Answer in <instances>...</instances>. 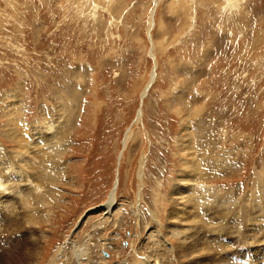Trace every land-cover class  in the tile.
Returning a JSON list of instances; mask_svg holds the SVG:
<instances>
[{"label": "rangeland", "instance_id": "obj_1", "mask_svg": "<svg viewBox=\"0 0 264 264\" xmlns=\"http://www.w3.org/2000/svg\"><path fill=\"white\" fill-rule=\"evenodd\" d=\"M1 149L0 264H263L264 0H0Z\"/></svg>", "mask_w": 264, "mask_h": 264}, {"label": "bare ground", "instance_id": "obj_2", "mask_svg": "<svg viewBox=\"0 0 264 264\" xmlns=\"http://www.w3.org/2000/svg\"><path fill=\"white\" fill-rule=\"evenodd\" d=\"M231 1H233V0H231ZM55 126V125H54ZM57 127V126H56ZM46 130H48V129H46ZM52 130V129H51ZM35 132H37V131H35ZM50 133V132H49ZM53 133L55 134V132L53 131ZM52 133V134H53ZM46 134V133H45ZM34 135V134H33ZM35 135H37V133H35ZM62 135H63V133H62ZM63 137H64V135H63ZM32 139V140H31ZM30 140L31 141H33V138H31ZM28 140H29V138H28ZM29 140V141H30ZM35 140V139H34ZM28 143V142H27ZM33 143V142H32ZM31 144V143H30ZM29 145V144H28ZM26 143H23V144H21V148L22 147H27L28 146ZM49 145V144H48ZM31 146H33V147H31V149L29 150V149H20L22 152H27V154L29 155H31V157L30 158H32V161H25V163H23V167H24V173H23V175L21 174L20 175V177H19V179H21V178H23V179H27V178H30V179H37V180H39L40 178V176H41V178H44V177H42V175L40 174V176L38 175V177L37 178H34V177H31V176H27V174H26V170H31L35 165H34V163H35V158L38 160L39 158H37V157H39L40 156V158L42 159V161L44 160V161H49V167L51 168V166L53 165V155L51 156V155H48V154H40L39 155V153H40V151H36V143H35V141H34V144H31ZM47 146V145H46ZM42 147V146H41ZM48 147V146H47ZM28 148V147H27ZM38 148H40V147H38ZM46 148V147H45ZM44 148V149H45ZM35 150V151H34ZM38 150H42V148L41 149H38ZM46 151H47V149H46ZM48 151H50V150H48ZM47 151V152H48ZM38 152V153H37ZM42 152V151H41ZM49 153V152H48ZM51 153V152H50ZM34 154V155H33ZM27 155V156H28ZM8 156H10V158H11V160H12V162H13V164L11 163V164H9V162H8ZM23 156V159H21V157ZM30 158H28V159H30ZM46 158V159H45ZM26 159V158H25ZM24 159V153H19V152H16V153H14V154H6V153H4L3 151H2V149L0 150V164H3L5 161H6V163L8 164V165H10L13 169H19L18 171H20V168L22 167H20L19 168V162L20 161H24L25 160ZM15 161H17V162H15ZM39 161H41L40 159H39ZM60 162V161H59ZM21 163V162H20ZM27 164V165H26ZM36 164V163H35ZM40 164H44V163H41L40 162ZM40 164H38V165H40ZM47 164V163H46ZM48 165H46V167L48 166ZM59 165V164H58ZM10 166H5V168L6 169H8V170H10ZM36 166H37V164H36ZM35 166V167H36ZM42 166V165H41ZM2 167H4V166H2ZM1 167V168H2ZM40 167V166H39ZM45 167V166H44ZM54 167H56L55 165H54ZM57 167H60V166H57ZM41 168V167H40ZM52 168H53V166H52ZM12 169V170H13ZM23 169V168H22ZM38 169V166L36 167V169H34L35 170V172H36V170ZM45 169V168H44ZM55 169V168H54ZM51 170H53V169H50V171ZM61 170V169H60ZM33 171V170H32ZM31 171V172H32ZM55 171V170H54ZM23 172V171H22ZM21 172V173H22ZM30 172V171H29ZM37 172H39V170H37ZM36 172V173H37ZM53 172V171H52ZM33 173V172H32ZM34 174V173H33ZM39 174V173H38ZM47 174H49V172H47ZM32 175V174H31ZM62 175V174H61ZM46 176V175H45ZM49 176H51V175H49ZM35 177H36V175H35ZM189 177V176H188ZM39 178V179H38ZM43 180V179H42ZM45 180V179H44ZM46 180H47V182H49V183H51L52 182V178H48V177H46ZM41 181V180H40ZM19 182V181H18ZM20 183V182H19ZM41 183V182H40ZM39 183V184H40ZM188 183H191L190 181L188 182ZM27 184H29V181L27 180ZM31 185H33V181L30 183ZM38 184V183H37ZM43 184V183H42ZM45 184H46V182H45ZM41 185V184H40ZM42 186V185H41ZM5 186H2L1 184H0V189L2 188V189H4V191L6 190L5 188H4ZM37 187H39V189H35V190H41V188H40V186H37ZM36 187V188H37ZM195 187V186H194ZM42 191V190H41ZM36 192V191H35ZM38 192V191H37ZM40 192V191H39ZM46 192V191H45ZM44 192V193H45ZM48 192V191H47ZM263 192V191H262ZM38 194V193H37ZM262 194V193H261ZM26 195V194H25ZM39 195V194H38ZM42 195H45V194H42ZM199 195V194H198ZM37 197H40V196H36V198H34V199H36V202H34V201H31L32 203H38L37 202ZM179 198V197H178ZM206 198V197H205ZM219 198H221V197H219ZM32 199V198H31ZM227 199V198H226ZM261 199H263L264 200V195L262 194L261 195ZM26 200H28V198L27 199H25V201ZM33 200V199H32ZM240 200V199H239ZM220 201V200H219ZM217 202V203H220V202ZM29 202V201H28ZM28 202H26L25 203V206L26 207H28L27 206V203ZM194 202V201H193ZM48 203V202H47ZM114 203V195H113V193L110 195V197H109V201L107 202V204H106V206H105V208H104V210H103V212L105 213V215H110L111 214V211L113 210L112 208H113V204ZM216 203V204H217ZM240 203H243V202H241V200H240ZM31 204V203H30ZM113 204V205H112ZM202 204H203V202H202ZM225 205H226V202L224 203ZM223 204V206H225ZM173 205V204H172ZM185 205H187V203H185ZM222 205V204H221ZM242 205V204H241ZM46 206V205H45ZM112 206V207H111ZM210 206V205H209ZM215 206V205H214ZM222 206V207H223ZM22 207H24V206H22ZM186 207V206H185ZM31 208H32V206H31ZM216 208V207H215ZM224 208V207H223ZM222 208V209H223ZM242 208V207H241ZM245 208V207H244ZM257 208H259V207H257ZM28 209V208H27ZM26 209V211H27V213L29 214V212H28V210ZM202 209V208H201ZM243 209V208H242ZM246 209V208H245ZM260 209V208H259ZM22 211H24L23 209H21ZM172 210V209H171ZM217 210V209H216ZM215 210V211H216ZM25 211V212H26ZM219 212H220V210H218ZM223 211H224V209H223ZM245 211V210H244ZM44 212V211H43ZM49 212V211H48ZM51 212V211H50ZM221 212H222V210H221ZM242 212H243V210H242ZM259 212V215H260V213L262 212V214H261V216L264 218V213H263V210H260V211H257V213ZM38 213V212H37ZM256 212H254V214H255ZM23 214V213H22ZM24 214H26V213H24ZM86 214H88V213H86ZM214 214V213H213ZM222 214V213H221ZM244 214V213H243ZM253 214V215H254ZM238 215V214H237ZM85 216V215H84ZM83 216V217H84ZM86 216H88V215H86ZM241 216V215H240ZM22 217V216H21ZM83 217L81 218V220H80V222L76 225V228L74 229V231H73V233L72 234H74L75 232H77L78 231V229L80 228L79 227V225H80V223L82 222V219H83ZM188 217V216H187ZM245 217V216H244ZM183 219V218H182ZM220 219V218H219ZM251 219V218H250ZM249 219V220H250ZM253 219V218H252ZM21 220L22 219H20V222H21ZM19 222V223H20ZM250 222V221H249ZM252 222V221H251ZM263 222V221H262ZM250 224V223H249ZM226 225V224H225ZM221 227H222V224H221ZM232 227V226H231ZM15 229V228H14ZM227 229V228H226ZM233 229V228H232ZM15 230H18V229H15ZM223 230V229H222ZM13 231V230H12ZM214 231V230H213ZM18 232V231H17ZM157 232V231H156ZM234 232V231H233ZM240 234V233H239ZM159 236V235H158ZM71 239V238H70ZM184 240V239H183ZM189 240V239H188ZM190 241V240H189ZM202 241H203V239H202ZM201 241V242H202ZM199 242H200V239H199ZM204 242V241H203ZM208 242V241H207ZM71 243V242H70ZM227 243V241L224 243V244H226ZM202 244H204V243H202ZM198 245V244H197ZM200 248V247H199ZM260 248H261V246H260ZM196 249V247H194L193 248V250H195ZM204 247H201V250L202 251H204ZM239 250H237L238 252H232V254L231 253H227L225 256H224V260L226 261V263L227 264H235V263H232L231 262V258H235V257H237V258H240L241 257V255H240V250H242V249H240V247L238 248ZM40 250V249H39ZM39 250L37 251V247L34 245L32 248H30V252H29V255L31 256V258H30V261H32V259L34 258V257H38L39 256ZM75 251V250H74ZM208 251L209 250H205L203 253L204 254H208ZM262 252V251H261ZM260 252V253H261ZM259 253V252H258ZM256 254V253H254L255 255H254V257H252V259H253V263H255V258H257V259H259V261H262V260H264V251L262 252L263 253V256H262V260H261V258H258V255H260V254ZM76 254H74V256H75ZM209 255V254H208ZM77 256V255H76ZM75 256V257H76ZM79 256H80V254H79ZM227 256H229V257H227ZM148 257V256H147ZM207 257V256H206ZM28 258V257H27ZM149 258V257H148ZM199 259V258H198ZM148 261V260H147ZM150 261H152V260H150ZM150 261H149V263H150ZM214 263V262H213ZM5 264H11V263H9V262H6ZM187 264V263H186ZM256 264H259V263H256ZM260 264H262V263H260Z\"/></svg>", "mask_w": 264, "mask_h": 264}]
</instances>
